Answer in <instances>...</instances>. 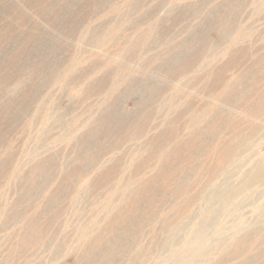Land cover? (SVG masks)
Segmentation results:
<instances>
[{"label": "rangeland", "instance_id": "rangeland-1", "mask_svg": "<svg viewBox=\"0 0 264 264\" xmlns=\"http://www.w3.org/2000/svg\"><path fill=\"white\" fill-rule=\"evenodd\" d=\"M0 264H264V0H0Z\"/></svg>", "mask_w": 264, "mask_h": 264}, {"label": "bare ground", "instance_id": "bare-ground-1", "mask_svg": "<svg viewBox=\"0 0 264 264\" xmlns=\"http://www.w3.org/2000/svg\"><path fill=\"white\" fill-rule=\"evenodd\" d=\"M139 210V209H138ZM136 211V210H135ZM132 215V216H131ZM130 216H131V218L133 217V215L134 214H131ZM128 229V228H127ZM129 233V235L127 236V238H125V241L127 240V239H129L130 238V234H133V233H131V232H128ZM102 250H99V252L98 253H100ZM105 254H107L108 255V253L106 252V250L104 249L103 251H102V255L103 256H105ZM98 255H100V254H98Z\"/></svg>", "mask_w": 264, "mask_h": 264}]
</instances>
